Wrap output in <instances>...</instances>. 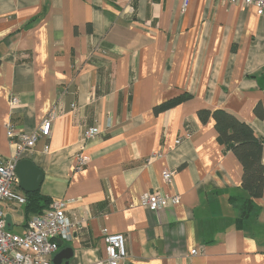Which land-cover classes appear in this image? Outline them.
I'll return each instance as SVG.
<instances>
[{
	"label": "crops",
	"instance_id": "1",
	"mask_svg": "<svg viewBox=\"0 0 264 264\" xmlns=\"http://www.w3.org/2000/svg\"><path fill=\"white\" fill-rule=\"evenodd\" d=\"M218 110L263 139L264 164V9L0 0V159L14 150L6 123L32 132L52 116L50 136L21 158L43 172L36 192L64 201L74 225L51 260L62 251L60 264L104 259L106 229L125 237L121 264H264V182L242 204V167L218 141ZM92 128L98 135L83 140ZM79 156L88 161L78 167ZM156 190L180 202L141 206V194ZM25 204L1 202L9 231L24 232L33 215Z\"/></svg>",
	"mask_w": 264,
	"mask_h": 264
},
{
	"label": "built area",
	"instance_id": "2",
	"mask_svg": "<svg viewBox=\"0 0 264 264\" xmlns=\"http://www.w3.org/2000/svg\"><path fill=\"white\" fill-rule=\"evenodd\" d=\"M187 1V0H186ZM231 3L254 5L261 13L264 0H229ZM18 103L16 97L10 98V105ZM52 116L48 115L32 132H18L11 123H6V135L11 140L13 154L9 159H0V264H53L51 257L58 249V239L69 240L73 223L65 216V202L53 200L47 208L38 214H33L26 222L22 234H16L6 228V222L1 207L2 201L25 203L23 195L16 191L18 185L15 174V164L23 154L34 148L38 139L49 137L51 134ZM98 128L84 131L83 140L97 136ZM88 157H78V167L84 165ZM171 172L162 171L164 181L171 179ZM180 197L177 194L167 195L159 191H149L140 196V205L146 209L158 212L161 209L177 205ZM105 241L106 257L87 264H121L126 258L125 237L123 233L102 230ZM198 253L192 249L191 255Z\"/></svg>",
	"mask_w": 264,
	"mask_h": 264
},
{
	"label": "trees",
	"instance_id": "3",
	"mask_svg": "<svg viewBox=\"0 0 264 264\" xmlns=\"http://www.w3.org/2000/svg\"><path fill=\"white\" fill-rule=\"evenodd\" d=\"M219 143L229 148L242 167L241 188L249 195L242 204L261 196L264 182V164L261 160L263 139L257 136L244 122L231 114L218 110L213 114ZM25 214L40 213L50 204L48 197L38 192L26 193Z\"/></svg>",
	"mask_w": 264,
	"mask_h": 264
},
{
	"label": "water",
	"instance_id": "4",
	"mask_svg": "<svg viewBox=\"0 0 264 264\" xmlns=\"http://www.w3.org/2000/svg\"><path fill=\"white\" fill-rule=\"evenodd\" d=\"M15 174L18 181V187L26 193L36 192L43 180V172L35 166L29 159H21L15 165ZM64 257V251L56 254L53 259V264H60ZM65 264H68L67 262Z\"/></svg>",
	"mask_w": 264,
	"mask_h": 264
}]
</instances>
